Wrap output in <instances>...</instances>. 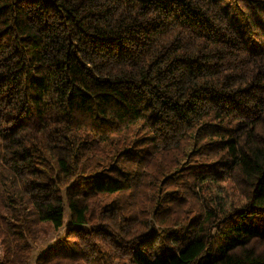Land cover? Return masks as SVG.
Segmentation results:
<instances>
[{
	"label": "trees",
	"instance_id": "16d2710c",
	"mask_svg": "<svg viewBox=\"0 0 264 264\" xmlns=\"http://www.w3.org/2000/svg\"><path fill=\"white\" fill-rule=\"evenodd\" d=\"M0 245L264 264V0H0Z\"/></svg>",
	"mask_w": 264,
	"mask_h": 264
},
{
	"label": "rangeland",
	"instance_id": "374dc122",
	"mask_svg": "<svg viewBox=\"0 0 264 264\" xmlns=\"http://www.w3.org/2000/svg\"><path fill=\"white\" fill-rule=\"evenodd\" d=\"M68 222H69V211L66 212V226H65V227H67V226L70 225ZM63 231H64V229H63ZM55 234H56V233H53V234H51L49 237H46V238H44L43 240H41V241L38 243L37 248H36L35 251H37V250L40 249L41 247L46 246L50 241H52V240L54 239V237H55ZM62 234H63V232H62ZM2 255H3V249H2V247H1V245H0V258H2ZM115 264H116V263H115ZM128 264H130V263H128Z\"/></svg>",
	"mask_w": 264,
	"mask_h": 264
}]
</instances>
